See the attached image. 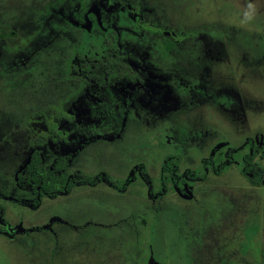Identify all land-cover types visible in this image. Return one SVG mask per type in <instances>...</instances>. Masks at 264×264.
<instances>
[{"label":"rangeland","instance_id":"374dc122","mask_svg":"<svg viewBox=\"0 0 264 264\" xmlns=\"http://www.w3.org/2000/svg\"><path fill=\"white\" fill-rule=\"evenodd\" d=\"M55 129L46 160L102 177L35 198L15 178ZM245 138L264 142V0H0V264H264V183L237 153L205 165ZM163 163L190 194L155 196Z\"/></svg>","mask_w":264,"mask_h":264},{"label":"flooded vegetation","instance_id":"af4514ba","mask_svg":"<svg viewBox=\"0 0 264 264\" xmlns=\"http://www.w3.org/2000/svg\"><path fill=\"white\" fill-rule=\"evenodd\" d=\"M39 62H41V60H39ZM28 67L32 66L29 65ZM122 105L124 107H134L130 104V102L124 103ZM66 113L69 114V118L75 119L74 113L69 112L68 110ZM59 117L60 116L56 114V118L59 119ZM55 132V135H51L50 133L52 132L48 133L47 139L44 134L37 135L39 136L40 140L46 139L47 141L48 139H50V141H53L51 138H54V140H56V142L53 141L55 145H47V142L45 141L46 145L44 142L43 146L38 145V148H32L31 150L29 149V151L25 154L26 162L19 169L15 178L19 179L21 176H23L24 174L21 173L24 170L26 175L25 179L28 181V183H31L30 192L35 196V198L38 195L39 197H42L43 195L55 196L58 193H67L68 191H71L73 184L80 183L82 180L86 181L88 185H94L97 183V180H100V178L102 177V175L100 174L86 177L84 174H80V172L73 173L70 170L69 162L74 154V151H66L61 154L59 153L56 156H53V154L51 153L49 159L46 160L44 155L46 147L49 146L51 149H57V147L60 146L61 142L59 138L61 136L66 137L69 133L68 130L64 131L60 129H55ZM245 141L246 143L249 142L252 144L249 148L250 151H245V153L243 152V154L241 150L245 146H243L244 144H241L234 151H232L231 149H227L223 152L220 151L215 156L206 158L205 165L212 166L211 171L218 174L221 172L222 167L225 164L231 162L234 159V153H237L241 157V160L244 162V167L242 169L243 174L249 178L250 182L254 185H260L264 183V169L259 168L257 166V163L253 162V160H249L254 150H260L262 152V155L264 154V151L262 150L264 149V142H262V140H258V142L255 143V141H252V139L249 138H245L244 142ZM246 149L249 150L248 148ZM240 153L242 154L240 155ZM140 171H142V169H140ZM77 175H79V178L82 180H79L78 178L77 180L75 177ZM189 177V171L177 173V171L172 170L171 167L166 166V163H163L159 173H156L154 176H152V180L155 184L154 186L156 187H154L156 189L155 196L157 197L159 195H162L163 191H165L166 187L169 185L171 187H177V190L180 194H190L191 185L185 183ZM180 183H182L183 186H180ZM2 195L6 197L5 194ZM34 202L36 203L35 200ZM7 222L8 221H5V226ZM148 263L151 264L150 260L147 262V264Z\"/></svg>","mask_w":264,"mask_h":264},{"label":"clouds","instance_id":"9594fccd","mask_svg":"<svg viewBox=\"0 0 264 264\" xmlns=\"http://www.w3.org/2000/svg\"><path fill=\"white\" fill-rule=\"evenodd\" d=\"M249 7H252V6L249 5ZM252 19H254V16L246 12L245 13V22L250 21Z\"/></svg>","mask_w":264,"mask_h":264}]
</instances>
